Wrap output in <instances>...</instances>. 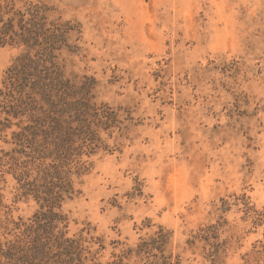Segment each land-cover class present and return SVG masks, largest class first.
<instances>
[{
  "label": "rangeland",
  "instance_id": "rangeland-1",
  "mask_svg": "<svg viewBox=\"0 0 264 264\" xmlns=\"http://www.w3.org/2000/svg\"><path fill=\"white\" fill-rule=\"evenodd\" d=\"M4 1L66 26L0 46V264H264V0Z\"/></svg>",
  "mask_w": 264,
  "mask_h": 264
},
{
  "label": "trees",
  "instance_id": "trees-1",
  "mask_svg": "<svg viewBox=\"0 0 264 264\" xmlns=\"http://www.w3.org/2000/svg\"><path fill=\"white\" fill-rule=\"evenodd\" d=\"M48 10L45 5L35 4L22 11L16 9L14 3L0 0V46L24 44L28 49L36 51L38 60H43L59 49L64 41L63 29L66 24L48 23ZM27 61L33 62L29 53L19 58L16 71L29 67L31 64H27ZM72 110L81 125L80 130H88V117L96 118L100 115L95 104L92 105L90 101L77 102V108ZM103 115L109 122L111 113L104 111Z\"/></svg>",
  "mask_w": 264,
  "mask_h": 264
}]
</instances>
